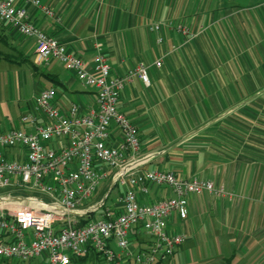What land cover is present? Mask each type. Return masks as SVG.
<instances>
[{
  "label": "crops",
  "instance_id": "obj_1",
  "mask_svg": "<svg viewBox=\"0 0 264 264\" xmlns=\"http://www.w3.org/2000/svg\"><path fill=\"white\" fill-rule=\"evenodd\" d=\"M40 3L19 4L32 23L89 66L100 48L113 76H129L117 106L139 130V155L147 156L141 169L212 180L227 191L189 197L187 219L173 216L168 223L187 238L158 264H264V0ZM158 59L162 64L155 66ZM140 64L148 66V87L135 74ZM49 87L61 109L94 101L93 88L57 60L40 63L34 39L0 21V132L28 130L19 118ZM120 138L113 126L109 142ZM147 190L145 196L137 191L140 202L173 194L165 185L148 184ZM111 194L109 205L117 187ZM142 231L131 232L132 252L150 241ZM109 246L119 252L114 241Z\"/></svg>",
  "mask_w": 264,
  "mask_h": 264
},
{
  "label": "built area",
  "instance_id": "obj_2",
  "mask_svg": "<svg viewBox=\"0 0 264 264\" xmlns=\"http://www.w3.org/2000/svg\"><path fill=\"white\" fill-rule=\"evenodd\" d=\"M20 2L41 4L0 0V21L34 39L40 63H62L83 85L93 88L95 97L87 106L72 103L61 109L55 104V89L44 88L35 97L33 110L19 118L29 129L13 126L0 132V260L39 258L44 264H77L94 251L112 264L129 260L158 264L173 256L187 235L168 227L171 218L187 219L191 195L223 196L227 191L212 180L141 169L147 156L139 155V130L117 106L129 76H113L100 48L89 66L32 23ZM152 28L159 31L161 24ZM161 64L160 59L154 62ZM134 71L144 86L151 85L147 65ZM113 126L121 134L114 144L109 142ZM11 149L16 152L11 154ZM148 184L165 185L173 194L140 202L137 191L145 196ZM116 187V198L109 205L107 199ZM134 229L147 232L150 241L132 252ZM111 240L119 252L109 246Z\"/></svg>",
  "mask_w": 264,
  "mask_h": 264
},
{
  "label": "rangeland",
  "instance_id": "obj_3",
  "mask_svg": "<svg viewBox=\"0 0 264 264\" xmlns=\"http://www.w3.org/2000/svg\"><path fill=\"white\" fill-rule=\"evenodd\" d=\"M12 117L14 118V120H16V116H15V113H13ZM100 189V188H99ZM113 194H111L109 196V198L107 199V203L110 202V198ZM143 235V236H142ZM142 235L140 237H143L144 239L146 238H150V235L145 232V231H142ZM145 243H142L141 245L139 244H136L137 245V248L139 246H143ZM139 245V246H138ZM100 258V257H99ZM0 264H4V263H0ZM9 264H13V262H10ZM20 264H27V262H21ZM30 264H44L41 259H33L32 261H30ZM78 264H112V263H109L108 261H106L105 259H96L93 257V255H88V257L84 260H79Z\"/></svg>",
  "mask_w": 264,
  "mask_h": 264
},
{
  "label": "trees",
  "instance_id": "obj_4",
  "mask_svg": "<svg viewBox=\"0 0 264 264\" xmlns=\"http://www.w3.org/2000/svg\"><path fill=\"white\" fill-rule=\"evenodd\" d=\"M85 257H87V254L85 256H83L82 258H80V260L84 259ZM10 262H13V264H20L21 262L24 261H19V260H7V259H1L0 263H4V264H9ZM29 262V261H27Z\"/></svg>",
  "mask_w": 264,
  "mask_h": 264
}]
</instances>
